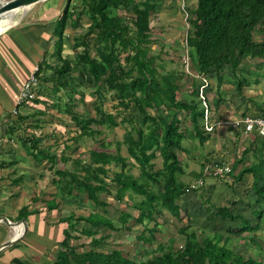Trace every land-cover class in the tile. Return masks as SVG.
<instances>
[{
  "label": "trees",
  "instance_id": "obj_1",
  "mask_svg": "<svg viewBox=\"0 0 264 264\" xmlns=\"http://www.w3.org/2000/svg\"><path fill=\"white\" fill-rule=\"evenodd\" d=\"M71 2L67 0L57 21L59 26L54 30L58 38L54 44L58 63L54 67L45 63L39 67L41 89L38 98L32 101L40 103L48 95L49 86L52 91L69 90V104L61 108L54 106L68 116L65 123L62 120L60 123L64 125L65 139L44 149L39 147L37 139L22 141L28 156L37 163L46 161L49 173L54 176L51 184L55 194L50 209L73 200L82 206L93 205L101 215L71 213L61 219L60 222L68 226L53 264H264L257 258L235 252L230 246L233 238L230 235L203 232L205 237L199 241L194 232L187 233L189 229L185 226L178 231L186 238L182 248H175L171 238L168 246L158 244L152 252H141L139 263L129 252L123 251L122 246L110 241V235L92 239L87 250L69 245L73 233L77 232L76 227L81 224L96 229L91 232L89 227L82 228L80 233L87 237L95 236L99 233L97 230L104 228L111 232L116 230L107 209L111 204L107 198L113 194L119 203L129 198L130 207L136 212L135 215L120 212L118 222L123 231H131L133 226L141 227L135 238L137 245L156 243L158 219L163 215L179 221L180 201L191 185L183 182L186 165L178 159L179 153L187 152L183 146L187 139L184 132L190 129L189 138L197 140L201 147L211 138L203 128L204 112L199 100L203 82L192 89L190 94L195 97L192 101L178 98L182 82L191 76L207 79L204 95L210 111L208 94L216 87L214 104L216 107L222 104L224 99L219 85L225 71L237 79V72L248 60H264V0H196L181 45L183 55L188 52L190 74L185 71L184 56L181 57L182 70L165 68L161 57L165 45H161L158 54L152 53L151 17L156 14L158 0H78L79 10L71 8ZM83 16L89 25L73 45L75 52L79 46L83 47L82 55L70 61L62 57L63 30L68 21L76 29ZM90 48L95 55L91 56ZM242 81L247 82L243 79L235 83L238 92L242 89ZM85 86L91 88L90 95L96 100L92 104L94 116L78 114L71 98L77 96L84 102L82 88ZM105 93H110L112 101L116 102L115 115L100 112L95 105L102 102ZM122 113L124 117L118 122ZM33 116L42 115L35 113ZM15 119L24 121L27 117L15 115ZM187 123L185 131L183 125ZM119 126L126 129L123 139L107 142L106 132ZM40 128L39 122H34L23 131L29 133ZM102 134L104 138L99 139ZM253 137L254 143L242 149L240 157L234 159L227 177L238 182L245 175H251L255 194L264 200V139ZM95 138L103 149L114 147L115 152L90 150L86 157L82 155L85 158H80L78 153L83 140ZM250 155L252 164L243 167L234 178L233 171ZM59 162L67 167L53 172ZM202 169L194 182L202 177ZM201 188L190 191L197 193ZM102 195L106 199L102 200ZM203 197L204 193H200L201 202L207 203ZM35 212L22 208L16 219L26 220ZM255 214L260 221L263 212L255 210ZM214 216L223 221L240 219L241 227L228 232L235 236L258 229V225L251 226L242 216L233 215L229 207H216L210 220ZM247 241L258 252L264 249V243L259 245L255 237ZM14 263L23 264L16 260Z\"/></svg>",
  "mask_w": 264,
  "mask_h": 264
},
{
  "label": "crops",
  "instance_id": "obj_2",
  "mask_svg": "<svg viewBox=\"0 0 264 264\" xmlns=\"http://www.w3.org/2000/svg\"><path fill=\"white\" fill-rule=\"evenodd\" d=\"M66 3L67 0H44L35 4L30 7V9L24 11L19 23H15L13 26H10L0 33V218H6L10 223L24 221L27 226L26 233L20 235L16 240L15 234L17 230L0 221V246L16 240L12 246L6 247L0 251V264H15V260L23 264H45L44 260H46V258L49 259L47 264H53L60 249V243L65 238L64 232L68 226L66 223L60 222L61 219L68 217L71 213L81 216L99 213L95 210L93 205L88 204L82 206L73 200H66L58 205V208L50 209L49 207L53 204V195L55 194V187L51 184V179L54 178V176L49 173V164L46 161L37 163L33 158L28 156L26 145L22 141L28 138L37 139L40 141V144H38L39 147L44 149L45 147L58 145L65 139V129L64 132L61 129L64 128V125L60 124L61 121L59 122L57 115L60 111L58 108L54 107L55 105H59V108L64 106L62 105V99L58 97V93L63 92L62 89L57 91L47 90L48 95L50 94L53 97H49L48 101L51 105L47 103V106L45 104L42 106V104L35 102L18 104V97L21 84L28 79L36 67H42L44 63L47 64V66L54 67L58 63L54 46L58 38L55 36L54 30L59 26L57 21ZM71 8L75 10L80 9L77 3L71 6ZM88 25L89 21L85 16L81 17L79 26L76 29L71 26V21L66 23L63 30V58L74 61L77 56L80 54L82 55L81 51L83 47L79 46L75 52L73 45L75 40L85 32ZM80 49L81 51H79ZM263 63L264 60H248L237 72V79L229 74L228 71H225L223 81L219 85L220 89L225 84V88L230 87L228 93H232V91L235 92L237 98L240 100L239 103L244 106V109L240 117H231L228 110H226L229 108L220 110L218 109L220 105L218 107L215 106L214 98H216L217 95H214L211 99L208 97L213 119L215 121L238 120L241 117L248 116L245 113L257 114L258 116L256 117H264V101H260L263 93L261 91L262 89L259 88L260 82L257 80V78L260 79L263 76L261 73L257 78L255 75L253 76L254 73L260 72L259 69L263 66ZM252 77H254V79L251 81ZM243 79L247 80V82L242 81V89L238 92L235 83L237 80ZM189 82L190 86L187 92L189 95L183 96L182 100H195V97L190 93L192 89H195V87L201 84L202 77L191 76ZM105 94L104 98L106 97ZM90 96L94 103V101H96L95 97H93V95ZM257 96H260L259 99ZM71 98L74 101L75 96L72 95ZM178 98L181 99L180 97ZM49 109L54 110L56 113L54 112V114ZM14 111H16L17 116L21 115L22 117H27V119L24 121L15 119V115L13 114ZM35 113H40L42 116H33ZM214 115L216 118H214ZM34 122H39L41 128L25 133L23 131L25 126ZM228 135L231 137L232 143L234 144L237 142L242 149L248 148L255 140L252 135L244 134L241 131H228ZM70 136H72V134ZM213 138L214 137L211 136L210 139ZM211 141L212 140H210V142L207 141L204 147L209 146L210 143L212 144ZM79 153H81V150ZM215 154L217 155V152ZM245 162L248 163V165L241 166L242 164H240L233 171L234 178L243 167L250 166L249 162ZM57 168L58 166L53 167L52 171L54 172ZM247 177L252 180L251 185L248 187L250 193L247 192V197H243V193H240V188H237L236 184L233 186L234 180L231 177L230 179L228 178L229 180H226L228 184H226V188L231 186L236 187V189L231 187L232 196L230 200L232 203L234 202V205L232 203L230 204L233 206L231 213L233 215L242 216L245 220L251 222V226L258 225V229L252 233L246 232L239 236H235L247 238L249 240L250 237H255V239H257L259 236L258 232L263 223L262 219H264V200H260L258 195L255 194L253 190L254 179L251 175H245L239 183L242 184ZM220 188L223 189L222 187ZM205 190H207L206 192L209 191L211 195L215 191L214 187H206ZM192 192L193 191H189L180 201L179 221L174 219L178 225V231L181 227L185 226L189 229L187 231L188 234L194 232L197 237L198 232H200V234L201 232H217L211 221L221 219L216 216L211 218L210 222L208 219V215L212 216L215 213V208L219 207L217 205V197L215 196L212 197L215 199H211L209 198L210 194L208 197H204V200H209L212 208L206 207L203 209L207 204H203L201 200L196 197L195 192ZM110 198L115 200L114 194ZM128 202L130 201L128 200ZM219 202L220 201H218V204ZM121 203L126 204L125 199ZM253 206L260 207L258 208L259 211L263 212L260 221L255 220L253 215V211L255 210ZM22 208H26L28 212H36L31 213L26 220H17L18 211ZM108 212L110 213L109 210ZM120 212L116 211L113 214L110 213V218L113 219V225L116 229L115 231L111 232L107 230V228H104L102 230H97L99 233H96L95 236L87 237L80 233V231L82 228H87L89 226L81 224L76 227L77 232L73 233L74 238L69 241V245L79 250H87L90 248L92 239H97L101 235H110V241H114V243L122 246L120 248L123 251L126 253L129 252L135 259L140 260L139 255L145 250V245H137L135 240L132 241L130 245L125 243V240H128V235H126L127 231L120 229V224L118 222ZM99 214L101 215V213ZM161 219V217L158 219V223ZM233 223L241 227L240 219H236ZM214 225L216 226V224ZM134 229L138 230L137 235H139L141 231L139 226H133L131 230ZM88 230L91 232L96 231V229L92 227H89ZM128 232L133 235L131 231ZM223 232L228 233L229 230ZM245 234H248V236L245 237ZM179 237H182L183 241L179 244L178 241H176L178 239H174V247L177 244L175 247L177 249L182 248L186 240L184 235H180ZM83 239L85 241L81 242ZM252 243L254 242L252 241ZM155 244L156 247L158 244L168 246L169 240L166 242H156ZM137 247L142 249L137 251ZM233 250L240 254L243 252L242 248H235ZM48 255H51L52 258H48Z\"/></svg>",
  "mask_w": 264,
  "mask_h": 264
},
{
  "label": "rangeland",
  "instance_id": "obj_3",
  "mask_svg": "<svg viewBox=\"0 0 264 264\" xmlns=\"http://www.w3.org/2000/svg\"><path fill=\"white\" fill-rule=\"evenodd\" d=\"M2 1H9V0H2ZM71 6H73L75 3L78 4V0H71ZM159 2L157 3V11L156 14L152 15L151 17V37H152V41L153 44L151 46L152 48V53L153 54H158L161 48V45H165L164 48V52L162 54V60L165 63V68L167 70L169 69H174V70H182L181 68V57L184 56L183 55V49H182V43H184V38H185V34L187 32V30L189 29V25H188V20L191 17V10L195 7L196 4V0H158ZM30 9V8H29ZM24 11H17L15 13H13L12 15H8L6 17H3L0 19V22L3 20H6L7 18L12 19L17 23L20 22V18L22 17ZM120 14L123 15V13L121 12ZM180 43V44H179ZM180 45V46H177ZM81 51V49L79 50ZM83 51V49H82ZM81 51V53H82ZM90 54L95 55L94 50L90 48ZM170 61H172L173 63H171ZM257 64V63H256ZM260 72L258 73H254L253 76L255 75L256 78L258 75H260V73L262 74L263 77H261L260 79L257 78V80L260 82L259 88L262 89V95L260 98V101H264V63L263 66L259 69ZM230 77V76H229ZM232 78V77H231ZM254 79V77L251 78V81ZM185 81V82H184ZM182 83L183 84V88H182V92L180 93L181 95H178V97H180L181 99L183 98V96H188L189 93H187L189 91V86H190V82L189 80H185ZM226 87V84L223 85L220 89V93L223 95V99L224 102H222V104H220L219 108L220 110H223V108H229L226 109L228 110V113L231 117H240V115H242L243 113V105L240 102V100L237 98V95L235 92L232 91V93H228L230 91V87ZM49 89H51V87H48ZM217 87L212 91V93L208 94V97L211 99L215 93L217 92ZM51 91V90H49ZM82 91L84 93V102L78 100V97L75 96L74 98V103H75V111L78 114H88L90 116H94L95 115V111H94V106L93 104V100H91V96H90V91L91 88L90 87H83ZM67 92V93H66ZM69 90H63V92H59L58 93V97L59 99H62V105L65 104H69ZM259 95V94H257ZM48 96L50 98H53L52 95H47L45 96V98L43 100H40V104H42V106H44V104L47 106V103L49 105H51V103L46 99L48 98ZM105 98L102 100L101 103H95L96 107L99 108L100 112H106V113H111L113 115L116 114L115 111V107H116V102L112 101V97L110 94L106 93L105 94ZM260 96H257V98L259 99ZM32 104V103H31ZM34 104V103H33ZM28 105V104H27ZM239 106V107H238ZM41 107V106H40ZM259 108V107H258ZM48 110V109H47ZM50 110V109H49ZM53 113L55 112L54 110H50ZM257 111V109H256ZM56 113V112H55ZM54 113V114H55ZM216 113V112H215ZM242 113V114H241ZM246 115H251V116H258L257 114L253 115V114H247ZM58 120L59 122L62 120L64 123V119H68V116H64L65 114L63 113H58ZM53 117V116H52ZM124 117V114L122 113L119 118H118V122ZM229 117V116H228ZM214 118L215 115H214ZM221 120V119H218ZM189 126V123H187L186 125H183V129L185 128V131L187 129V127ZM50 127V126H49ZM48 127V128H49ZM62 131L64 132V128H61ZM125 128L123 126H119L117 128H115L113 131L111 132H106V141L108 142H113L116 140H122L123 139V135L125 133ZM225 130V128L223 129ZM189 132L190 129H187L186 132V137L187 139L185 141H183V146L186 148L187 152L185 154L179 153L178 154V159L182 164L186 165V169H185V175L182 177L183 182L188 183L189 185L194 183V181L197 180V177H195L196 175L198 176V174L201 172L203 163L208 162V161H213L216 160L214 162L220 161L223 164H227L228 167L230 168V165H232L234 162V158L238 159V157H240L241 154V149L238 145L237 142H235L234 144L232 143V139L231 137H229L228 135V131L225 133V140L223 141V139H221L220 137H218L215 133L213 134L215 140L213 139H209L208 142H210V140H212V144L210 143L209 146H203L201 147L199 142L197 140L191 139L189 138ZM104 138V134H102L100 136L99 139ZM218 140V141H216ZM207 143V142H206ZM81 153H78V156L80 158H85L87 156V153L90 150H95V151H102V150H106L107 152H111L114 153L115 152V148L111 147V148H106L103 149L100 145L99 142L96 141L95 139H84L83 142L81 143ZM240 148V149H239ZM217 152V155L215 154ZM84 153V154H83ZM84 155V156H82ZM77 156V157H78ZM247 162H249V164H252V155H250L249 159L245 160ZM243 162L241 166H245L248 165V163ZM232 163V164H231ZM160 165V164H159ZM67 166H65L63 163L59 162L58 163V168L60 169H64ZM135 174H138L137 171L134 172ZM50 178V177H49ZM230 179V177H229ZM228 177H225V179H208L207 182L205 181V185L203 188L199 189V191H197L196 197L199 198V194H203L204 193V197H208V195L210 194V192H206L207 190H205L206 187H214V193L211 195L210 197L211 199H215L212 197H217V205L219 207H229L231 210L233 208L232 205H230L232 203L231 199V191L232 188H240V193H243V197H247L248 193L250 189H248V187L251 185V181L249 177H247V179L240 184L239 181L238 183L236 181H234L233 186L236 184V187H227L226 188V180H229ZM228 185V184H227ZM220 187H222L223 189H221ZM209 190V189H208ZM223 190V192H222ZM218 191V193H217ZM242 191V192H241ZM248 192V193H247ZM206 193V196H205ZM234 193V192H233ZM203 197V198H204ZM102 199H106V197H104L102 195ZM129 198H126V204L125 203H119L116 200L112 199V198H107L108 201H111L110 206L108 207V210L110 211L111 214L120 211L126 212V213H131L133 215L136 214L135 211H133V209L130 207V202H128ZM218 201L219 204H218ZM207 205L203 207V209H205L206 207L209 208L210 207V203L209 200H207ZM262 204V203H259ZM260 207L257 206H253L254 210L259 211ZM210 210V209H209ZM209 216V222H210V216ZM256 216V214L254 215V217ZM162 219L159 221L160 225L158 227V231L155 233V238H156V242H166L167 240L173 238V239H178L176 241H178V243H182V237H179L181 234L178 233V225L176 224V220H174L173 217H171L168 214H165L161 217ZM213 218V217H212ZM256 221H258L255 218ZM165 221V222H162ZM263 223L260 227V231L258 232L259 236L257 237V241L259 245H262L264 243V219H262ZM261 221V222H262ZM213 227L217 230V232H219L220 234H222L223 236L228 235L227 232H223V231H228V230H236L237 228H239V226H237L235 223L231 222V221H226L223 222L222 220H212L211 221ZM251 225V222H248ZM216 224V226L214 225ZM23 228V226H21ZM139 229H141V227H139ZM223 230V231H222ZM132 234L129 233L127 231L126 235L128 240H125V243H127V245H130L132 243V241L135 240L137 234H138V230L134 229L131 230ZM21 233V231L19 230V234ZM23 233V231H22ZM208 233H212V232H208ZM203 232H198V240H202L204 239V235H202ZM23 235V234H21ZM230 236H232V241L230 242V246L231 248L235 249H240L242 248L243 252L242 255L246 256V257H254L257 258L261 261H264V249L261 250L260 252H258L252 244H249L250 242L247 241V238H243V237H235V235L230 234ZM247 237L248 234H245ZM235 237V238H234ZM85 241L84 239L81 240V242ZM244 241V242H243ZM76 244V242H75ZM177 246V244L175 245V247ZM145 250L147 252H152L155 248H156V244L152 245V246H147L145 245ZM142 248H138L137 247V251H140ZM241 250V251H242ZM130 254V253H129ZM135 255V254H134ZM133 257V256H132ZM48 258H52L51 255H48ZM137 262L139 263L140 260L136 259ZM47 261H49V259L46 258V260H44V263L47 264ZM40 264V263H38Z\"/></svg>",
  "mask_w": 264,
  "mask_h": 264
},
{
  "label": "built area",
  "instance_id": "obj_4",
  "mask_svg": "<svg viewBox=\"0 0 264 264\" xmlns=\"http://www.w3.org/2000/svg\"><path fill=\"white\" fill-rule=\"evenodd\" d=\"M187 53L183 58V63L185 65V71L189 73ZM202 82L203 84L199 88V100L204 112L203 128L206 133L214 136L213 134L216 132L215 134L218 137H221L223 141L225 140V133L227 131H241L244 134L264 139V117L248 115L234 121H215L204 95V90L208 86V81L207 79L202 78ZM40 89L41 74L39 73V67H36L33 73L28 77V79L21 84L18 104L34 101L36 98H38ZM13 114L16 115V111H14ZM224 128L225 130H223ZM214 161L216 160H211L204 164L202 169V177L197 182L192 183L188 191H190L191 189H196L198 187H203L204 182L208 179L218 180L227 177V175L231 171L228 165L223 164L220 161H218V163Z\"/></svg>",
  "mask_w": 264,
  "mask_h": 264
},
{
  "label": "water",
  "instance_id": "obj_5",
  "mask_svg": "<svg viewBox=\"0 0 264 264\" xmlns=\"http://www.w3.org/2000/svg\"><path fill=\"white\" fill-rule=\"evenodd\" d=\"M42 1L44 0H9V1L0 0V19L10 14H13L17 11H25L29 9L30 7L34 6L35 4H38ZM0 221L4 222L5 224L9 225L12 228L23 226V233H22L23 235L27 231V226L24 221L17 222V223H10L6 218H0ZM18 238H16V240ZM16 240H13L9 243H5L4 245H1L0 251L5 249L6 247L12 246Z\"/></svg>",
  "mask_w": 264,
  "mask_h": 264
},
{
  "label": "bare ground",
  "instance_id": "obj_6",
  "mask_svg": "<svg viewBox=\"0 0 264 264\" xmlns=\"http://www.w3.org/2000/svg\"><path fill=\"white\" fill-rule=\"evenodd\" d=\"M10 15H12V14H10ZM15 23H16V22H15L14 20L9 19V18H7L6 20L1 21V22H0V33H1L3 30L9 28L10 26H13ZM14 229L17 230V232H16V234H15V238H18V237L22 234L23 228H22L21 226H18V227L14 228ZM19 230L21 231L20 234H19Z\"/></svg>",
  "mask_w": 264,
  "mask_h": 264
}]
</instances>
